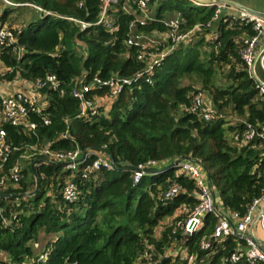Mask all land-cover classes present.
<instances>
[{
	"label": "trees",
	"instance_id": "obj_1",
	"mask_svg": "<svg viewBox=\"0 0 264 264\" xmlns=\"http://www.w3.org/2000/svg\"><path fill=\"white\" fill-rule=\"evenodd\" d=\"M6 1L48 13L32 8L35 15L21 28H8L13 39L0 45V63L8 70L2 78L36 82L54 75L58 84L41 89L46 106L40 114L29 110L35 129L0 123L17 148L0 173L6 179L0 184V264H187L189 255L194 264H264L245 256L231 262L247 247L234 235L201 249L217 224L212 214L197 231L183 234L181 224L198 200L194 181L175 164L199 163L215 199L239 217L263 194L264 95L241 55L242 39L255 35L252 25L228 23L215 17L216 6L192 0H150L151 14L143 20H137L135 0H118L106 21H98L103 0ZM3 5L0 27L14 8ZM167 13L178 16L174 30ZM75 21L89 25L81 29ZM155 32L166 40L153 56L142 57L139 37ZM93 78L115 80L120 89L92 88L86 97L110 98V109L98 105L94 115H80L71 90ZM42 148L91 151L85 165L104 152L112 168L66 171L63 159L37 154ZM26 149L37 156L22 168ZM166 163L171 167L135 176L138 167ZM14 165L17 180L9 174ZM67 181L72 201L64 199ZM172 185L179 191L164 198ZM179 209L185 213L174 217ZM167 217L174 226L156 230ZM174 246L186 256L171 254Z\"/></svg>",
	"mask_w": 264,
	"mask_h": 264
},
{
	"label": "built area",
	"instance_id": "obj_2",
	"mask_svg": "<svg viewBox=\"0 0 264 264\" xmlns=\"http://www.w3.org/2000/svg\"><path fill=\"white\" fill-rule=\"evenodd\" d=\"M150 0H137V8L140 11L147 9L148 3ZM195 4H197L194 0H192ZM110 0H103V7L101 15L98 21H106L104 19L105 11L107 4ZM215 10V17L222 16L224 20H239L241 23H250L255 32L254 36L243 38L244 47L241 51V55L243 60L248 66L249 74L251 75L250 69L256 58L257 53L264 46V17L256 16L246 9L238 8L235 6H231L228 4H217ZM36 9L39 11H44L42 8L37 7ZM178 18L171 20L167 23V25L173 30L176 28ZM77 22L81 29L85 28L89 24L82 21ZM108 23V22H107ZM183 38V37H181ZM181 38H177L181 39ZM13 39V33L7 27H0V45H4L7 42H11ZM128 43H131L129 40ZM262 70L264 75V51L260 54L257 62L255 64V71ZM252 77V75H251ZM122 82H128V79H121ZM264 82V78L261 79ZM32 85L30 89H26L25 92L22 90H17L14 93H5L0 92V108L1 115L3 117V122L9 123L13 126H24L28 130H33L36 127L34 122H31L27 119L28 112L33 111L35 113L40 114L46 106V102L44 100V94L41 92L42 88H56L58 81L56 80L54 75H49L44 80H39L36 82H31ZM100 86H108L110 88V92L112 94H116L120 89V84L115 82V80H100L97 78H93L90 82H80L79 84L75 83V86L71 90V95L79 101V109L80 115L90 114L94 115L96 113V109L98 107L97 102L93 98L86 97V93L89 92L92 88H98ZM256 87L259 91L264 95V87L260 86L256 83ZM210 114L207 112L204 114L205 119H209ZM48 120L46 116H44V123L48 124ZM254 136V131H249L246 134L247 138H252ZM31 148H34L31 146ZM17 149L16 147H11L9 142L6 139L5 131L0 127V173L3 171V165L6 163L8 156L12 150ZM92 152H86L82 154L79 149H76L71 152H66L63 154H57L54 152H50L47 148L38 149L37 154L39 155H51L53 157H57L63 159L65 161L64 169L66 171H76L81 166H83L82 170L84 174H88L93 171L95 168L104 167V168H112L111 162L106 157V153L97 152L96 157L93 160L91 165L86 164L84 159L87 155ZM177 165L178 172L192 178L195 184V192L194 195L198 200V204L190 210L186 220L183 224H181L183 234L190 235L197 231L203 224V218L206 214H212L216 218V225L210 232L209 236L205 239H202L200 242L201 249H207L210 246V240L220 239L225 236L234 235L238 238L244 239L246 241L247 247L245 248L244 253H235L230 256V261L235 262L242 256H245L249 259V261H254L256 259L264 261V252L247 237V233L250 225L253 223L254 214L258 212L259 224L264 232V192L263 194L256 199L246 210L244 216L239 217L236 213H232L231 211L225 210L223 205L219 207L216 204L215 194L211 190L209 186L207 176L202 169V167L197 162H193L190 160L186 161H175ZM166 163L164 165L157 164L152 169L148 168V170H157V168H163L168 166ZM171 166V165H170ZM147 168H139L135 171V176L140 177L148 171ZM19 167L14 165L10 171V178L13 180H17L19 178ZM5 176H0V184L5 182ZM73 183L71 181H67L65 185L64 199L67 201H72L75 199ZM180 187L177 185L170 186L163 194L164 198H168L173 196L179 191ZM180 225V223H179ZM209 239V240H208ZM44 256V255H43ZM41 257V256H40ZM194 256L189 255L187 257L188 261H193Z\"/></svg>",
	"mask_w": 264,
	"mask_h": 264
},
{
	"label": "rangeland",
	"instance_id": "obj_3",
	"mask_svg": "<svg viewBox=\"0 0 264 264\" xmlns=\"http://www.w3.org/2000/svg\"><path fill=\"white\" fill-rule=\"evenodd\" d=\"M117 1L118 0H110V2L107 4L106 11L108 10V8H109L111 3H116ZM0 2H3L2 4L0 3V17L2 16L1 11L4 8V5H3L4 3L11 4V6L14 7L13 10H11V12L8 13V16L6 17V19L3 22V24H1V25H4L7 28L19 29L25 24V22L27 20L31 19L35 15L34 11L32 9V8H36V5H34V4H31V3L30 4H28V3H26V4H24V3H9L6 0H0ZM135 6H137V0H135ZM125 8H126V10L131 11L129 6L126 5ZM106 11H105V13H106ZM133 12H135V11H133ZM150 14L151 13H150L149 8L147 6V9L141 11V13L138 14L137 20H143L144 18L149 17ZM165 16H166V19H165L166 23H168L171 20H174V19L178 18V16L174 15L173 13H170V14L167 13V14H165ZM0 23H2L1 20H0ZM165 40H166L165 34H160V33H156V32L152 36H148V35L147 36H144V35L140 36L139 37V42L143 46L142 53H141L142 57H145L146 55L153 56V54H154L153 48H156L159 43L162 44ZM6 72H8V70L6 68H4L3 65L0 63V87L1 88H3L2 86H4V85H9L11 88H16L17 89V85H18L19 89H21L24 92H25L26 89H30V87L32 85L31 81L25 80V79L21 78L18 75L15 76L11 80L2 78L5 75ZM255 75L258 78L262 79V75H261L260 72L255 71ZM8 82H10V83L7 84ZM11 88H9L10 91H11ZM0 91H1V94H2V90H0ZM16 91L17 90L12 91L10 93H14ZM108 100L110 101V98ZM106 108L110 109V104L107 105ZM1 122H2V115H1V108H0V123ZM33 156H37L35 154V152L30 153L29 150L26 149V152H24L22 154V157H21L22 168H24L26 166V163L28 161H30L31 159L33 161L36 160V158L33 159ZM158 194L160 195V193H158ZM184 213H185V211H183L182 209H179V210L176 211L174 217L175 216L176 217L181 216ZM174 222H175L174 218H168L167 217V218L163 219L160 222V224H159V226L157 227L156 230H159L160 228H163V227H166V226H171L172 227V226H174ZM175 249H178V248H176L175 246L171 247L170 253L173 254V255H179V256H181V258H183V256H186V252L185 251L177 252ZM168 254L166 256H168ZM188 264H194V260L191 261V262L188 261Z\"/></svg>",
	"mask_w": 264,
	"mask_h": 264
},
{
	"label": "crops",
	"instance_id": "obj_4",
	"mask_svg": "<svg viewBox=\"0 0 264 264\" xmlns=\"http://www.w3.org/2000/svg\"><path fill=\"white\" fill-rule=\"evenodd\" d=\"M235 1H238V2L242 3L243 5H245L246 7L252 8L255 11H258V12H261V13L264 14V0H235ZM258 72H260L262 77L264 78L262 70L260 69V70H258ZM10 82H8L7 84H9ZM2 87L3 88L0 87V90H2V92H5V93H10V92L15 91V90H21V89H19L18 85H17V89L16 88H11L9 85H4ZM9 88H11V91L9 90ZM94 99L98 103L99 106L103 105L105 107V109H107L106 108L107 107L106 104L109 102L107 97H104V98L95 97ZM2 122H3V117H2ZM216 204L219 207L222 206V203H221V201L219 199L216 200ZM258 220H259L258 212H256L254 214L253 225H251V227L249 228L248 233H250V231H251L264 244V232H263L262 228L260 227V224H259ZM178 249H175V250L177 252L185 251L187 253L186 249H181V248H178ZM183 257H185V256H183Z\"/></svg>",
	"mask_w": 264,
	"mask_h": 264
},
{
	"label": "water",
	"instance_id": "obj_5",
	"mask_svg": "<svg viewBox=\"0 0 264 264\" xmlns=\"http://www.w3.org/2000/svg\"><path fill=\"white\" fill-rule=\"evenodd\" d=\"M197 4L199 5H210V6H215L217 4H228L231 6H235L238 8H243L246 9L248 12L256 15V16H261L264 17V14L258 11H255L252 8L246 7L245 5H243L242 3L235 1V0H194ZM264 51V46L263 48L260 49V51L257 53L256 58L251 66L250 72L251 75L253 77V79L255 80V82L257 84H259L260 86L264 87V82L258 78L255 73H254V68H255V64L257 62V59L259 58L260 54ZM85 152L83 151L82 154H84ZM46 161H50L49 159H46ZM166 167H171L170 165L166 166ZM206 174V173H205ZM208 180V179H207ZM253 225V223L251 224ZM250 225V227H251ZM249 227V228H250ZM247 237L252 240L263 252H264V244L250 231V233L247 234Z\"/></svg>",
	"mask_w": 264,
	"mask_h": 264
},
{
	"label": "clouds",
	"instance_id": "obj_6",
	"mask_svg": "<svg viewBox=\"0 0 264 264\" xmlns=\"http://www.w3.org/2000/svg\"><path fill=\"white\" fill-rule=\"evenodd\" d=\"M151 171H152V170H148L147 173H149V172H151ZM154 171H156V170H154ZM152 172H153V171H152ZM153 173H154V172H153Z\"/></svg>",
	"mask_w": 264,
	"mask_h": 264
}]
</instances>
